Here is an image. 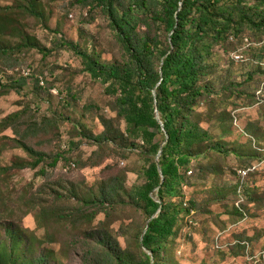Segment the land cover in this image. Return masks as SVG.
<instances>
[{
  "label": "rangeland",
  "instance_id": "rangeland-1",
  "mask_svg": "<svg viewBox=\"0 0 264 264\" xmlns=\"http://www.w3.org/2000/svg\"><path fill=\"white\" fill-rule=\"evenodd\" d=\"M80 1L0 0V81L9 88L0 98V244L12 245L6 231L15 228L30 233L20 248L29 258L84 264L87 250H98L93 229L104 225L100 233L137 263L148 254L139 245L148 222L129 196L145 184L148 165L130 143L101 148L88 138L104 134V119L113 120L112 137L128 127L115 112L117 97L66 43L104 63L123 62L124 51L106 14ZM245 53L248 61L233 63L224 48L214 51L217 67L209 82L217 105L199 111L203 125L220 135L223 126L209 115L225 104L235 118L226 123L230 152L192 163L185 201L194 215L179 225L162 264H264V61ZM39 155L46 160L34 168ZM246 168L239 192V172ZM109 190L115 206L92 227L79 221L77 210L92 213ZM238 203L247 217L236 213Z\"/></svg>",
  "mask_w": 264,
  "mask_h": 264
},
{
  "label": "trees",
  "instance_id": "trees-1",
  "mask_svg": "<svg viewBox=\"0 0 264 264\" xmlns=\"http://www.w3.org/2000/svg\"><path fill=\"white\" fill-rule=\"evenodd\" d=\"M81 3L106 14L122 45L124 61L104 63L80 51L76 43L66 45L78 52L94 78L108 85L110 95L117 97V117L128 127L125 134L118 132L112 137L113 120L104 119V134L88 138L101 148L118 141L130 143L128 147L145 159L148 167L142 176L146 182L142 188L134 189L129 198L148 222L139 245L152 255L142 253L137 263L125 259L117 241L107 233H100L106 230L101 225L92 234L98 250L88 249L84 264H162L164 253L178 237L179 225L194 215V205L185 201V189L194 174L192 163L202 157L209 160L213 152L220 155L230 152L227 149L230 130L226 123L233 115L225 104L220 102L218 115L213 117L215 110L209 115V121L223 126L220 135H214L203 125L199 111L217 105L209 82L217 67L212 63L214 51L224 48L228 60L237 63L232 54L249 39L257 46L247 52L264 61V0H82ZM259 88L253 94V106L259 104ZM8 90L0 81V98ZM22 147L35 153L26 143ZM62 157H56L51 166L57 167ZM45 160V155H39L33 167L38 168ZM245 184L238 182L239 192ZM114 193V190L103 192L99 207L92 213L77 210L78 220L92 227L98 216L106 215L108 206L117 203ZM242 201L245 203L244 197ZM236 213L247 217L241 205ZM27 234L30 233L15 228L6 231L12 245L0 244V264H51V255L33 259L20 250L23 235Z\"/></svg>",
  "mask_w": 264,
  "mask_h": 264
},
{
  "label": "built area",
  "instance_id": "built-area-1",
  "mask_svg": "<svg viewBox=\"0 0 264 264\" xmlns=\"http://www.w3.org/2000/svg\"><path fill=\"white\" fill-rule=\"evenodd\" d=\"M233 40V39H232ZM257 46V44L252 43L249 39L245 40V44L242 48H240L238 51H236L235 53L232 54V59L237 62V63H243L248 61V58L246 56V53L250 48ZM262 66H264V63L262 64ZM28 77L31 76V71L28 73L27 75ZM42 85L45 86V81L44 79H42ZM250 171H240L239 172V176L240 179L242 180V183H244V181L246 180V178L248 177ZM240 205H238L239 208Z\"/></svg>",
  "mask_w": 264,
  "mask_h": 264
},
{
  "label": "water",
  "instance_id": "water-1",
  "mask_svg": "<svg viewBox=\"0 0 264 264\" xmlns=\"http://www.w3.org/2000/svg\"><path fill=\"white\" fill-rule=\"evenodd\" d=\"M157 115H159V113L157 112ZM158 121H159V118H158ZM159 123H160V121H159ZM160 125H161V123H160ZM162 127H163V125H161ZM161 157V154L159 155V157H158V160H159V158ZM147 231V230H146ZM152 256V255H151Z\"/></svg>",
  "mask_w": 264,
  "mask_h": 264
}]
</instances>
